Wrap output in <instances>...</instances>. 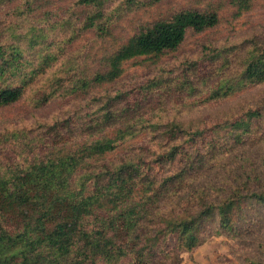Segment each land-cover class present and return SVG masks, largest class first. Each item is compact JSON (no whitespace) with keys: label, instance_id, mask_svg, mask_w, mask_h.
<instances>
[{"label":"trees","instance_id":"trees-1","mask_svg":"<svg viewBox=\"0 0 264 264\" xmlns=\"http://www.w3.org/2000/svg\"><path fill=\"white\" fill-rule=\"evenodd\" d=\"M125 2L129 12L148 4ZM254 2L211 0L124 38L117 22L127 14L113 7L115 0H0V109L25 100L56 68L30 99L33 106L25 100L32 107L94 99L93 108L87 103L36 132L0 130V264H182L209 227L240 244L264 229V163L237 175V185L216 187L212 197L214 187L201 186L228 154L262 144L264 107L192 133L182 123L153 121L146 103L131 101L155 83L138 93L97 96L123 78L128 64L157 65L189 33L213 31L230 10L239 19ZM85 37L91 47L75 64L68 50ZM201 48L181 72L183 92L208 88L201 95L207 103L264 84V43L257 37ZM259 248L264 257V240Z\"/></svg>","mask_w":264,"mask_h":264},{"label":"rangeland","instance_id":"rangeland-1","mask_svg":"<svg viewBox=\"0 0 264 264\" xmlns=\"http://www.w3.org/2000/svg\"><path fill=\"white\" fill-rule=\"evenodd\" d=\"M125 1L115 0L113 5L114 8L122 6V15L127 14L125 19L117 22V33L124 38L134 34L142 25H149L183 9L205 6L211 0H142L148 4L142 9L139 6H134L132 12L126 10ZM70 2L71 0H61V5ZM253 6L251 12L239 19L231 17V10L224 12L223 14L229 13V17L225 18L220 26L206 34L196 36L189 33L182 48L175 54L167 55L157 65H151L148 62L128 64L123 78L112 85L101 88L97 92V96H112L114 98L119 93L129 91L138 93L137 90L141 87L155 83V87L151 88L149 93L145 92L146 89L140 90L141 94L138 96L133 94L131 101L141 100V104L146 103L156 115L153 121L160 119L164 122L172 120L182 123L187 129H191L192 133L196 129L211 127L218 122L241 115L250 109L264 107V84L222 101L205 103L201 95L207 94L208 88L198 86L199 89L196 93L187 94L181 88L183 82L179 81L186 61L196 59L204 43H211L220 49L240 44L253 37H257L264 43V0H255ZM126 11L128 13H124ZM90 43L85 37L72 46V51L71 49L68 50V57L73 63L76 64V61L81 63L82 57L91 47ZM59 67H61L64 75L66 72H64L63 63L58 65ZM74 67L76 69V65ZM56 70L57 68L49 72L38 82L35 90L28 92L25 100L32 106L30 99L38 98L37 89L46 85L53 78L52 74ZM210 84V87L213 88L214 83L210 82ZM92 97L79 102L58 99L41 109H35L28 102L22 100L12 107L0 109V130L4 132H36L40 126L51 124L79 108L84 111L83 109H86L85 104L89 103L91 106L94 100ZM91 107L93 108V106ZM247 160L254 165L251 167L246 164ZM263 163L264 141L256 146L247 143L243 148L235 150L222 159L221 168L203 179L202 189L210 188L212 185L214 187L210 194L212 197V194L217 191L216 187H225V182L229 183L228 187L237 185L239 183L237 175L250 172L254 167H262ZM241 166H243L242 169L239 168ZM210 231L213 232V227H209L203 235L204 241L192 253L182 254V264H247L246 259L248 258H264L259 248L264 240V229L251 235L250 239L248 236L241 244L224 236L212 235Z\"/></svg>","mask_w":264,"mask_h":264}]
</instances>
